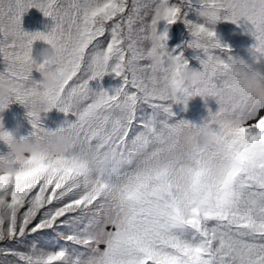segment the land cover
I'll list each match as a JSON object with an SVG mask.
<instances>
[{
    "label": "snow or ice",
    "instance_id": "6c2138e0",
    "mask_svg": "<svg viewBox=\"0 0 264 264\" xmlns=\"http://www.w3.org/2000/svg\"><path fill=\"white\" fill-rule=\"evenodd\" d=\"M195 5L243 26L264 60V0H0V82L26 109L40 152L0 154V264H264V105L223 75L232 56L213 30L200 27L207 45L190 37L171 52L157 32L160 22L191 29ZM31 8L50 30H22ZM36 41L59 51L55 64L32 60ZM189 49L217 105L199 127L169 123L173 105L186 110L178 74ZM33 71H54L58 87L42 91ZM105 76L120 81L111 94L89 87ZM121 104L128 118L117 121ZM52 109L75 118L59 128L76 142L59 157L41 127ZM185 126L212 130L215 145L186 148ZM12 139L0 128V144Z\"/></svg>",
    "mask_w": 264,
    "mask_h": 264
},
{
    "label": "clouds",
    "instance_id": "9594fccd",
    "mask_svg": "<svg viewBox=\"0 0 264 264\" xmlns=\"http://www.w3.org/2000/svg\"><path fill=\"white\" fill-rule=\"evenodd\" d=\"M194 12L197 20L201 23H193L195 26L191 29L186 28V31L189 37L201 41L203 45H207L208 40L200 31V27H206L214 31L216 25L223 21L219 12L211 6H201ZM44 45L45 47L39 50H34L32 47V60L36 63L55 64L59 58V51L49 45ZM249 57L252 61L251 63L238 57H232L227 61L223 75L235 85L237 90L243 92L253 101L264 105V72L254 67L259 62L250 53ZM169 68L175 69L176 62L171 61ZM59 79V76L54 71L42 72L37 83L42 91L52 92L58 87ZM202 79L200 70L189 67L178 74L180 86L190 93L187 102L199 97L205 108H207L208 101L212 98L209 96L208 91L201 86ZM13 103H16V101L12 88L7 82H0V110L7 109ZM45 107L46 104L42 101L41 110ZM110 115L117 121H124L128 118V113L122 104L114 107ZM26 119L29 122L27 115ZM179 139L186 148L200 151H207L216 143L214 133L208 128L197 130L194 127L185 126L180 131ZM75 143L74 138L70 134L57 129L46 138L45 148L52 156L59 157L65 151L71 150ZM7 149L18 160H36L40 156L32 135L23 136L20 139H16L13 136L12 141L7 145Z\"/></svg>",
    "mask_w": 264,
    "mask_h": 264
},
{
    "label": "trees",
    "instance_id": "16d2710c",
    "mask_svg": "<svg viewBox=\"0 0 264 264\" xmlns=\"http://www.w3.org/2000/svg\"><path fill=\"white\" fill-rule=\"evenodd\" d=\"M195 6L198 9V5ZM186 20L193 23H201L197 20L194 11L188 12ZM242 23L243 22H241V24ZM21 28L26 33H43L50 30L51 20L45 18L42 13L36 8H31L21 17ZM165 31H167L166 48L170 52L173 49L179 51L180 46H182L185 41L190 39L184 24L179 22L170 27L166 26L164 22H160L157 25L158 34ZM214 32L220 44L222 46L226 45L228 49H230L229 54L233 58L238 57L245 60L246 62H249L250 57L248 50L253 45L254 41L252 40L251 36L244 30L243 26L237 27L236 25L229 22H220L216 25ZM43 47H45V45L41 41H36L33 44L34 50H39ZM173 54L175 55V52ZM184 55L185 59L188 62L189 68L200 70V64L194 58L196 55H198V53H194L191 49H189L185 51ZM220 55L221 59L226 61V57L222 53ZM201 58L203 57L201 56ZM36 80L37 82L39 81L38 79ZM119 86L120 81L118 79H114L111 76H105L98 82L91 81L89 84V87L93 91L103 89L104 91H109V94H111V89L117 88ZM213 101V99H209L208 104L213 103ZM203 107L205 106L201 102L199 97L189 100L187 102L186 110H184L183 105H173V117L169 120V123H175L177 121L184 120L191 125H195L196 123H198L200 126L203 121L193 120V117L195 114H197V111ZM8 118H13V122L15 123L16 128H18V131L20 132L19 138L32 134L33 129L26 119V109L23 106L18 103H13L7 109L0 110V120L2 119L4 121H8ZM74 119L75 118L71 115L65 116L63 113L58 112L56 109H52L46 114H41V127H43L47 131L54 132L57 129L63 127L65 125V121H67L68 123H72L74 122ZM41 243H43V241H41Z\"/></svg>",
    "mask_w": 264,
    "mask_h": 264
},
{
    "label": "rangeland",
    "instance_id": "374dc122",
    "mask_svg": "<svg viewBox=\"0 0 264 264\" xmlns=\"http://www.w3.org/2000/svg\"><path fill=\"white\" fill-rule=\"evenodd\" d=\"M251 62L252 61L249 60V63H251ZM254 67H257L259 70H261L262 72H264V60H260L259 63H257L256 65H254ZM35 78L38 79V80H40V73L33 71V73H32V79L35 80V81H37ZM208 110H211L212 113H215V111L217 110V105H216L215 101H213V103H209L207 105V108L203 107L200 110H198L197 111V114L194 115L193 120H202L203 122H205L206 119H207V117H208ZM261 115H264V112H261ZM195 126L199 127V124L196 123ZM0 128H2V130L7 131L10 134H12L14 136V138L20 139L19 138V136H20L19 133L20 132L18 131V128H16V125L13 122V118L12 119L11 118H8V121L2 120L0 122ZM7 151L8 150H7L6 146H4L3 144H0V154H6Z\"/></svg>",
    "mask_w": 264,
    "mask_h": 264
}]
</instances>
